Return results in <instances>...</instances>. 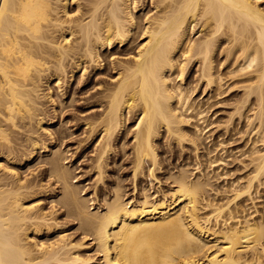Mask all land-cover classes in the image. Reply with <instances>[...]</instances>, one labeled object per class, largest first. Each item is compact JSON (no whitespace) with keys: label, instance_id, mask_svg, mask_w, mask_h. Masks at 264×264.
<instances>
[{"label":"bare ground","instance_id":"6f19581e","mask_svg":"<svg viewBox=\"0 0 264 264\" xmlns=\"http://www.w3.org/2000/svg\"><path fill=\"white\" fill-rule=\"evenodd\" d=\"M137 2L0 0V264H92V258L79 251L82 243L71 240L66 243L63 235L58 241L50 242L48 246L52 250L43 256L32 253V245L23 242L31 230L25 223L32 222L31 225H37L35 228L62 226L57 222L51 225L47 215L33 210V205L24 208L23 198L42 192L35 188L39 183L24 181L18 177V171L8 170L6 162L18 161L24 142L31 147L22 155L27 161L40 158L42 148L50 153L40 162L59 185L52 199L75 220L76 228L93 240L101 255L97 264H264L263 257H258L264 255V219L252 221L248 215H242L243 219L228 222L229 217L233 218L231 202L242 196L252 198L254 185L264 184V148L261 150L257 144L252 148V171L246 182L239 181L226 202L205 203L211 213L204 216L200 212L201 194L208 191L210 178L202 175L193 179L183 166L170 174L175 184L170 201L166 195L151 198L144 190L140 201L131 205L120 188L114 187V194L105 196L101 206H92V198L82 194L78 181L73 180L64 152L48 149L47 144L41 145L33 137L37 132L34 125L43 127V121L47 120L44 115L40 117L44 110L40 99L47 96L41 93L45 83L54 79L57 90L61 91L60 82L65 83L69 72L79 70L84 77L89 66L101 64L102 49L111 48L114 43L126 48L144 35L133 58L117 73V81L103 89L99 109L85 124L91 134L102 136L96 166L102 181L104 159L112 151L116 137L125 134L130 115L138 112L132 135L133 172L135 177L143 173L148 163L150 179L154 178L160 164L155 141L162 130L182 146L189 142L198 148L202 127L194 124L192 135L186 130L191 124L188 114L195 110L190 100L198 83L204 82L209 88L219 85L214 54L220 37L229 35L231 50L228 48L226 53L236 56L240 50L236 56L237 60L243 59L238 63L240 69L252 68L249 72L256 74L255 82L247 83L242 101H251V95L254 96L253 113L245 117L256 129L255 139L264 147V9L252 0H152L157 12L143 18V26L133 11ZM71 4L77 6L74 13ZM200 22L202 34L193 40L190 33ZM193 64L198 65V83L187 86L186 69ZM101 66L95 64L93 68ZM235 68L230 71L233 75L240 70L238 66ZM51 92L54 106L60 103L58 113H65L63 99H54ZM74 98L71 95L66 99L71 108L77 104H73ZM241 107H235L238 115L245 111ZM234 207L236 212L241 211L237 203ZM221 222L223 226L216 227ZM38 247L46 248L44 244Z\"/></svg>","mask_w":264,"mask_h":264},{"label":"rangeland","instance_id":"374dc122","mask_svg":"<svg viewBox=\"0 0 264 264\" xmlns=\"http://www.w3.org/2000/svg\"><path fill=\"white\" fill-rule=\"evenodd\" d=\"M137 1V7L133 11H135V16L137 15L138 19L142 21V25L144 26V19L154 15L157 10L154 7L152 0ZM252 1L259 4V6L264 9V0ZM132 5L135 6V2ZM76 7V4H71V9H74L72 12L76 11ZM201 22L196 26L195 30L190 33V37L193 40L197 39L199 35L202 34L200 31L201 28L199 30ZM142 27L138 29V31H140ZM226 35H228V33ZM228 36L220 37L221 39L217 42L218 48L214 54V69L216 70L217 77L219 76L217 79L219 85L216 83L213 85V87L209 88L204 82H201L202 84L198 83L197 64H193V66H189L188 69H186L187 75L185 81L187 86H193V84L196 85V82L199 86L197 87L198 90L196 89L192 95L193 97L190 100V103L193 102L192 104L195 106V110L190 111L189 114L187 112L188 116L190 117L191 124L188 125L186 129L188 133H191L192 135L193 132H191V130L193 129L194 124H198L200 127H202L203 131L200 138L201 141H198L199 149L195 148V146L193 147L189 142L184 143V146H182L179 142H177V140L171 138L165 130H162L161 134L155 141V147L157 149L158 160L160 163L158 166H156L155 179H150L151 177L149 175L148 163H146L147 165L145 164L143 173L138 174L139 176H134V164L132 162L134 140L132 135L138 112H133V115H130L127 121L128 123L125 127V134H123L124 136L122 133H120L116 137L112 151L109 153L108 157L104 159L101 167V171L103 172L102 181L99 180L98 168H96L98 145L100 144L102 136L101 134H98L95 135V137L94 134L89 132L90 127L85 124L86 121L92 119L91 115H93L94 112L99 109L100 106H98V103L100 102H98V100L103 99V89L105 90L106 87L117 81V73L122 69L123 64L127 65V62L133 58L138 49V43L144 40V35L137 37L134 42L132 41V46L128 45L132 48L128 46H125L126 48H124V46L119 47V45L114 43L111 48L102 49V56L100 60L102 64L101 68L99 67L94 70L93 67L95 64L101 65L100 63H94L92 68L89 66V70L86 69L84 77L81 75L82 71L77 70L73 72L74 75L72 72H69L68 76L65 77V83L62 81L60 82L62 85L60 89L61 91L57 90L58 84L56 80L53 79L49 82V84L45 83V86L42 87L44 90H42L43 92L41 91V93L44 94L45 92L47 96L44 94L46 97L43 96L42 99H40L42 100L41 102H43L42 108L44 109L41 111L42 114L40 117L44 115L46 116L45 119L47 120L43 121V127H40L39 125L36 126V124L34 125V129L35 131L37 129V132L33 134V137L35 139L38 138L37 140H39V142L41 141V145L43 143L47 144L49 146L48 149L54 148L59 151L61 150V153L64 152V155L66 156L65 161H67L68 167L71 168L70 170L73 171V180L78 181L79 189H82V194L85 193L86 196L92 198L90 201V203L92 202L91 204H93L92 206H101L104 203L103 199L105 196L111 197L114 194V187L120 188V192L123 194L124 199L126 201H130L131 205H135L140 201L144 195V190H147V192L151 195V198H160L163 195H166L170 201L172 188L175 185L173 179L170 178V174L177 173L180 169L185 167L188 169V171H190V174H192L191 178L193 179L201 177L202 175L210 178L209 185L207 186L208 191H203L204 195L201 194L203 201L201 199L202 203L200 202L201 206L203 207L200 211L202 215L205 216L210 214L211 209L205 203H211L214 205V203L220 204L226 202L228 197L235 191L234 189H236L239 181L246 182V179L249 177V171H252L251 159L253 145L257 144V147L261 150L264 148L261 141L259 140L258 142V140L255 139L257 136L253 131L256 129L251 126L249 118L245 117L249 116L248 114L251 115L253 113V110L251 109L253 104L251 101L253 100L254 102V96L251 95V101H242V99L244 100L248 90L247 87L249 85H247V83L251 85L252 82H255L257 79L256 74L252 70L249 72V70L252 68L245 70L240 69L241 66L238 63H241L243 59L240 58L237 60L236 58L238 53L241 52L240 50L236 49L238 50L236 56H234V54L229 56L228 48H230V43L228 42L230 37ZM226 54H228L229 57ZM235 66L236 68L238 66L240 69L238 72H234L237 75H233V71L230 73V71L233 70ZM220 75H222V77ZM80 76L83 78H80ZM80 80L81 82H79ZM216 85L220 87H217ZM48 87H51V89ZM49 91H52L51 94L54 95V99H63V105L66 106L65 108H67H64V110H66L65 113L64 111L61 115L58 113L57 108L60 110V103L59 105L55 103L56 105L54 106L53 101H51ZM62 94H64V96L60 97ZM71 95L72 97H75V102L73 101V104L77 102V104L72 105V108L71 105H69L70 103L67 102L71 98ZM58 101L59 100H57V102ZM95 103H97L96 106H94ZM241 105L243 107L242 110L245 111L243 115L242 112L241 115H238L237 108L235 109V107L239 106L240 108ZM55 111H57V114ZM198 111L201 113H198ZM239 111H241V109ZM69 127H71L70 130H67ZM122 138L123 140H120ZM255 140H257V142H255ZM122 141L125 142L124 148L121 147ZM24 143L22 147L20 146L21 151L18 153L17 162L6 160L9 171H13L14 169L18 171V177L20 176L22 180L24 179V181L40 184L35 188L36 190L39 189V191L41 190L42 192H39V194L36 195L34 194L32 197H27L25 200L23 198L24 202L22 203L26 202L24 208H27L26 205H28V207L33 205L35 206L33 210H41L47 215V218L51 220L49 222L51 225H55L57 222L61 223L62 226L60 225L59 229L57 228L58 226H52L51 229L48 227L43 228V226H41L43 229L41 227L40 229L39 226L35 228V226H37L36 224L31 225L33 224L32 222L25 223V227L27 226L26 228L28 230L31 228V230L28 231L29 237L25 236L26 239L23 242H27V244L30 243L32 245L31 248H34L32 253L37 256H43L46 252L52 250V248L48 246L50 242L53 243L58 241L63 235L66 243L70 242V240L73 242H81L82 246L79 251L85 256L92 258L90 259L92 264H97L101 255L100 252L97 251L93 240L90 239L88 235L86 236L83 234L81 230L76 228L77 226L75 220H73L72 217L67 216L65 214V210H63L65 208H61L62 206H59L60 204L52 199L53 196L51 195L58 191L59 185L56 181H54L55 179L52 176L47 174L48 172L45 169L46 166L43 164V162H40L46 155H49L50 153L46 152L45 148H42V151L40 150L39 153L41 156L40 158L36 157L34 160L27 161L26 159L22 158V155L23 152L28 151L31 147L26 145V142ZM11 178L12 177L9 176V179ZM23 195L24 197L27 196L26 193ZM235 202L238 204V208L241 211H235ZM22 203H19V205ZM231 205L232 209L234 210L232 212L233 218L229 216V218L227 217L228 222L230 223H234L236 220L243 219L242 215H248V218L252 221H259L260 218L264 219V184L262 186L258 183L254 185L252 198L242 196L234 202L232 201ZM220 224L218 223L216 227L223 226L222 222ZM40 244H44L46 248L41 249L38 247ZM68 246L66 249L69 248ZM262 255L263 254L261 253V255L258 257H263L261 260H264V255Z\"/></svg>","mask_w":264,"mask_h":264}]
</instances>
